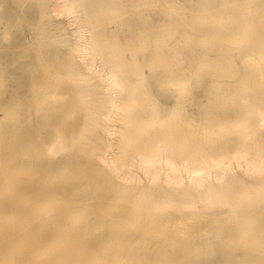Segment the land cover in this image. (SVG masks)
I'll return each mask as SVG.
<instances>
[{"label":"bare ground","instance_id":"bare-ground-1","mask_svg":"<svg viewBox=\"0 0 264 264\" xmlns=\"http://www.w3.org/2000/svg\"><path fill=\"white\" fill-rule=\"evenodd\" d=\"M36 5L35 29L41 41L55 32L70 33L61 77L80 94L85 110L84 127L74 140L77 152L83 159L95 155V166H107L118 193L143 191L136 201L149 209H163L184 198L185 206H236L250 192L238 184L237 170L255 176L264 191V84L255 86L262 89L255 99L228 83L239 74L237 56L242 51L257 55L264 72V0H40ZM50 11L64 21L50 19ZM130 11L124 23L122 15ZM124 24L137 31V38ZM198 25L199 36L192 30ZM209 32L218 40L208 43ZM153 42L162 55L158 65L174 74L176 107L166 119L139 57ZM194 77L210 85L208 97L198 101L194 111L206 118L213 114L212 121L219 125L214 136L202 140L189 137L196 131L184 127L189 119L177 109L192 104L187 84ZM5 88L1 81V94ZM14 94L4 103H14ZM57 96L46 93L36 102L39 138L50 131L47 122ZM14 139L11 120H0V162L13 159ZM46 146L47 183H56V196H64L47 189L18 193L12 183L0 180V264H39V252L54 257L43 264H105L94 249L79 245L89 226L81 231L85 218L66 198L73 193L64 177L66 164L54 160L66 148L65 140L59 135ZM18 164L29 173L39 167L37 158ZM36 219L50 227L59 225L40 243ZM205 251V259L210 258L211 251ZM181 252L162 250L159 260L146 262L123 241L114 264H173L171 255Z\"/></svg>","mask_w":264,"mask_h":264},{"label":"rangeland","instance_id":"rangeland-1","mask_svg":"<svg viewBox=\"0 0 264 264\" xmlns=\"http://www.w3.org/2000/svg\"><path fill=\"white\" fill-rule=\"evenodd\" d=\"M38 2L40 0H0V83L3 81L6 85L5 91L0 93V120L10 119L15 134L14 156L11 161L0 162V180L12 183L18 193L30 195L33 191L47 189L56 196L57 184L47 183L48 168L44 161L46 142L54 141L61 135L66 148L54 160L66 164L64 177L73 190L66 198L85 218L81 231L89 226L88 232L81 234L83 242L79 245L94 249L105 264L116 263V253L123 241L127 242L137 258L142 257L146 262L159 260L162 250L170 253L179 248L182 250L180 254L171 255L173 264H264V191L260 192L255 176L236 171L238 184L250 191L236 206L229 203L207 207L191 203L185 206L184 198L163 209H149L136 201L143 191L131 190L121 195L112 187L114 174L107 166H95V155L83 159L78 154L74 140L84 127L85 110L81 108L80 94L65 85L67 78L65 81V77H61L70 52V33L55 32L48 41H41L35 29ZM131 12L122 15L124 23L130 20ZM49 18L56 22L64 21L52 11ZM124 28L132 38H137L135 29L127 24ZM200 29L202 26L198 25L192 30L199 36ZM207 34L205 39L208 43L218 40L213 33ZM139 57L145 68L149 90L161 117L166 119L176 107L174 74L158 65L162 55H157L154 42L148 50L140 51ZM237 58L239 74L229 79L228 83L257 99L262 89L255 86L264 84L259 58L248 51H242ZM206 81H197L195 77L191 79L187 88L192 104L177 108L181 116L189 119L184 127L196 131V135L189 137L201 140L205 136H214L213 131L219 128L212 121L213 114L206 118L194 111L196 103L205 98L210 89ZM46 93L58 95L59 101L52 105L53 116L47 122L50 131L39 138L38 123L41 119L36 102ZM9 94H14L15 101L8 105L4 102ZM204 145L210 146L209 143ZM34 158H37L39 167L30 173L19 169L20 160ZM29 175L34 178L32 182L27 181ZM33 225L40 227L36 234L38 243L59 226L43 225L41 219H36ZM206 249L211 251V257L207 259L204 255ZM39 254L43 256L39 264L54 258L42 252ZM162 264L172 263L167 260Z\"/></svg>","mask_w":264,"mask_h":264}]
</instances>
